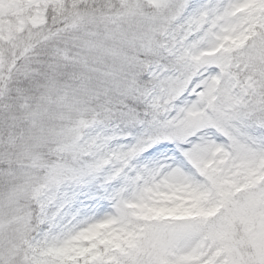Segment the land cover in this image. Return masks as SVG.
I'll return each instance as SVG.
<instances>
[{
  "label": "snow or ice",
  "instance_id": "6c2138e0",
  "mask_svg": "<svg viewBox=\"0 0 264 264\" xmlns=\"http://www.w3.org/2000/svg\"><path fill=\"white\" fill-rule=\"evenodd\" d=\"M0 264H264V0H0Z\"/></svg>",
  "mask_w": 264,
  "mask_h": 264
}]
</instances>
